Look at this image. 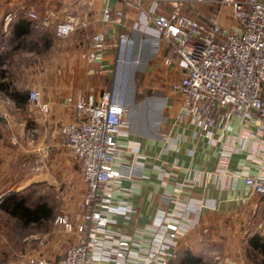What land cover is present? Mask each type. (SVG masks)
<instances>
[{
  "label": "crops",
  "instance_id": "crops-1",
  "mask_svg": "<svg viewBox=\"0 0 264 264\" xmlns=\"http://www.w3.org/2000/svg\"><path fill=\"white\" fill-rule=\"evenodd\" d=\"M104 4L122 9L123 24L102 18ZM215 7L198 4L185 9L197 15ZM28 9L35 16H29ZM136 12L124 0H0V198L46 181L60 186L51 217L58 209L72 217L83 184L58 132L60 123L73 118L66 96L73 98L78 90L96 91L102 85L117 93V84L108 81L111 71L116 68V82L118 68L139 69V90L144 94L134 99V85L132 101L137 103L126 116L129 132L119 137L122 145L127 142L122 159L134 164L132 174L120 178L127 190L116 193L133 207L134 215L124 219L115 214L117 227L128 232L159 209L186 205L185 211L191 214L199 205L198 222L175 236L177 250L169 263L264 264V194L251 191L242 177L264 166V121L259 125L252 118L232 117L227 127L215 128L212 137L193 136L192 124L173 121L178 92L168 82L179 75V65L161 63L160 56L167 51L165 41L139 30L132 29L146 36L147 55L132 48L129 37L124 43L106 46L101 59L108 67L105 72L81 57L91 31L104 30L111 40ZM71 15L85 23L66 35H56L55 22ZM22 18L29 20L28 25L13 33L14 22ZM218 18L232 23L227 4L219 8ZM126 44L130 45L124 48ZM30 87L47 100L46 110L27 99ZM77 179L82 187L78 195L74 191ZM56 226L58 232L52 231L41 248H18V255L6 261V213L0 212V264H36L37 257L44 259L43 264H57L45 255L58 251L60 256L72 231Z\"/></svg>",
  "mask_w": 264,
  "mask_h": 264
},
{
  "label": "built area",
  "instance_id": "built-area-1",
  "mask_svg": "<svg viewBox=\"0 0 264 264\" xmlns=\"http://www.w3.org/2000/svg\"><path fill=\"white\" fill-rule=\"evenodd\" d=\"M124 1L137 8L136 14L111 40L104 30L91 31L80 51L85 62H96L98 72L107 71L101 62L106 46L124 43L130 30H139L165 41L167 51L160 56L161 63L175 62L180 67L179 75L168 82L178 92L174 122L192 124L195 137H212L215 128L227 127L232 117L263 123L264 0ZM198 4L216 7L197 15L185 9ZM223 4L229 6L232 23L218 18ZM27 14L35 16L31 9ZM101 16L123 24L121 8L104 4ZM84 23L66 16L55 22L54 33L63 36ZM26 97L42 110L48 108L37 88H27ZM66 100L73 107V118L60 123L58 132L77 163L83 192L72 217L64 209L53 215L55 224L72 231L57 264H171L168 258L177 250L175 236L198 222L199 205L191 214L185 211L186 205L159 209L128 232L117 227L115 214L124 219L134 215L133 207L116 196L127 190L120 178L131 175L134 164L122 159L127 142L119 141L129 132L126 107L107 85L87 93L78 90ZM242 177L251 191L264 194V166ZM35 262L43 264L44 259L37 257Z\"/></svg>",
  "mask_w": 264,
  "mask_h": 264
},
{
  "label": "rangeland",
  "instance_id": "rangeland-1",
  "mask_svg": "<svg viewBox=\"0 0 264 264\" xmlns=\"http://www.w3.org/2000/svg\"><path fill=\"white\" fill-rule=\"evenodd\" d=\"M128 35L131 38L130 40L132 41L131 47L136 50L138 48V51L140 52L141 55H147V52H148L147 46H149V43L147 42L146 36L134 30H130L128 32ZM129 45L130 44L124 45V48L128 47ZM115 70L116 68H114L109 74L108 81L110 82V80H112L111 85L115 83L117 84V85H114V87L117 89V92L121 94V92H123V89H125L124 84L131 81V84H133V87L135 85L134 99L138 100L140 97H142L144 92L139 90V84H140L139 83L140 82L139 81L140 80L139 69H133L130 72H128V71H125L123 67L120 71L118 68V72L117 71L116 72L117 74L119 72L120 73L118 75L119 77L116 79V82L114 80ZM125 79H127V82L125 81ZM122 95L124 99L127 98V95L124 92L122 93ZM59 189H60L59 185L54 186V185L48 184L46 181H40V182H37L36 184H28L27 186H25L24 188L18 191H21L24 194L23 198L27 202H33L34 200H37L39 198H44V199L49 200L54 205L55 201L59 199L57 197V194H59L58 192ZM81 190H82L81 183L77 179L74 185V191L78 195L81 192ZM80 197H81V194L76 199H79ZM53 211H54V208H53ZM12 223H13V219L6 215V227L10 226ZM56 225L57 224L53 222L52 217H51L48 220H43V221H39L36 223H30L27 226L21 227L19 229L20 234H17V236L13 238L6 237V261L13 259V257L18 255V251H17L18 248L23 249V247L26 246L27 251H30L32 249H37L38 247L41 248L52 231H54V233L58 232L56 229L57 227ZM38 252L41 253V251H38ZM45 256H47L46 257L47 259L56 261L59 256V252L58 251L49 252V253H46Z\"/></svg>",
  "mask_w": 264,
  "mask_h": 264
},
{
  "label": "trees",
  "instance_id": "trees-1",
  "mask_svg": "<svg viewBox=\"0 0 264 264\" xmlns=\"http://www.w3.org/2000/svg\"><path fill=\"white\" fill-rule=\"evenodd\" d=\"M28 23V19H18L12 26V32L17 34L23 31ZM23 195L21 191L12 190L0 198V211L13 219V225L5 227L7 238L20 234L21 227L48 220L53 214V203L49 200L39 198L33 202H27Z\"/></svg>",
  "mask_w": 264,
  "mask_h": 264
},
{
  "label": "water",
  "instance_id": "water-1",
  "mask_svg": "<svg viewBox=\"0 0 264 264\" xmlns=\"http://www.w3.org/2000/svg\"><path fill=\"white\" fill-rule=\"evenodd\" d=\"M120 59L121 58L119 57L118 60H120ZM123 60L128 61V57L124 55ZM131 60L133 61V59H131ZM124 70L127 71L126 68H124ZM125 81L127 82V79H125ZM124 85H125V89H123V92L127 95L126 99L123 98V95H122L123 92H121V94L119 92L116 93L114 90H113V92L116 94L118 100L121 101L125 105L126 116L129 117L130 112L133 109V106L137 103V101H132L133 84H131V81L125 83Z\"/></svg>",
  "mask_w": 264,
  "mask_h": 264
}]
</instances>
